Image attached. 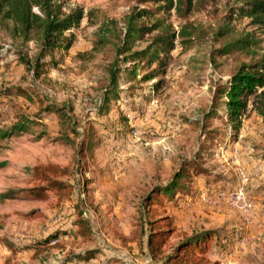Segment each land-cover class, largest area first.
Returning <instances> with one entry per match:
<instances>
[{"label":"rangeland","instance_id":"rangeland-1","mask_svg":"<svg viewBox=\"0 0 264 264\" xmlns=\"http://www.w3.org/2000/svg\"><path fill=\"white\" fill-rule=\"evenodd\" d=\"M57 1L65 12L81 8L83 19L65 33L70 49L55 51L56 64L45 63L37 76L19 61L34 57V43L14 39L0 21V130L29 124L0 138V264H61L65 258L70 264L107 258L109 264H157L141 243V223L151 210L171 219L170 243L202 231L211 236L212 260L264 264V118L249 103L233 130L219 97L238 66L251 59L215 53L226 40L217 36L223 27L256 31L259 55L264 34L248 19H228L236 0H193L184 17L159 13L176 38L164 73L144 82L159 64L130 54L145 51L156 32L124 54L116 52L123 34L111 43L100 44V38L108 26L123 29L132 11L154 5ZM181 30L190 35L177 37ZM112 65L119 100H110L101 114L112 90ZM133 67L135 75H126ZM52 166L63 171L71 193L59 200L45 190L47 198L33 199L38 173H50ZM179 172L173 199L157 194ZM79 215L91 221L89 239L75 235ZM227 232L233 235L226 251L216 253L212 235ZM92 249L98 252L90 254Z\"/></svg>","mask_w":264,"mask_h":264},{"label":"trees","instance_id":"trees-1","mask_svg":"<svg viewBox=\"0 0 264 264\" xmlns=\"http://www.w3.org/2000/svg\"><path fill=\"white\" fill-rule=\"evenodd\" d=\"M149 1L155 8L143 7L131 12L123 22V29L116 31V27H106L100 44L111 43L114 37L118 40L123 34L121 43L117 51L120 54L130 52L134 43L141 41L146 35L155 31L152 36L151 45L145 51H135L130 54L131 58L140 57L145 59L147 64L156 61L160 69H151L149 74L143 77V81L152 80L157 75L164 73L163 67L166 63L165 56L173 49V41L176 38L175 32L170 29L167 23L168 17L159 18L157 14L165 13L169 16L173 10L178 17L189 14L193 7V0H145ZM237 4L229 8L228 19L242 18L249 20V25L264 34V0H236ZM83 19L81 8L64 11L63 4L57 0H0V21L6 26L9 34L14 39H19L24 43L32 42L36 47L33 58H20L19 61L25 66V70L34 75L42 71L41 67L45 63L56 64L54 60L55 51H68L71 46V36H66V31L79 26ZM152 20L149 25L145 21ZM227 23V22H226ZM113 24V22H110ZM106 30V33H105ZM190 35L182 30L177 33V37L183 38ZM218 37L232 36L229 40H224L215 53L221 55L233 54L235 52L245 54L251 60L241 63L232 74L229 85L219 92V97L224 103V112L233 130L240 126L241 117L247 110L250 103L251 109L260 117L264 118V54L259 55L262 50V40L251 32H236L234 27H223L217 33ZM264 46V45H263ZM154 47V49H152ZM49 58L47 61L46 59ZM126 61L128 58H125ZM165 61V62H164ZM136 67L131 68L126 75H135ZM109 82L112 90L105 95L102 109L99 113L107 112V105L110 100L117 99L119 92L117 89V75L114 66L109 70ZM153 84V88L156 87ZM103 103V104H104ZM106 108V109H104ZM106 110V111H104ZM59 112V111H58ZM28 122H16L7 129L0 130V138L9 134L28 129ZM72 133H76L72 130ZM1 148V146H0ZM50 173L39 172L38 179L40 185L33 188L31 197L33 199H45L48 197L45 190H51L61 200L71 193V186L63 181L60 176L63 171L57 167H50ZM183 172L176 173L171 180L163 187L158 188L157 194L163 193L168 199H173V195L178 188V180ZM5 197V194H0ZM147 201L144 207L146 209ZM145 211L148 212L146 209ZM156 210H151L154 214L150 218L142 220V240L147 253L157 264H222L218 259L212 260L208 252L209 234L204 232L194 233L187 237H182L173 243L170 239L175 232L174 225L170 218L155 214ZM81 214V213H80ZM76 226L75 235L84 239H89L92 232V224L88 217L78 216L74 222ZM54 235V234H53ZM233 234H213L216 253L226 251L227 242ZM49 235L45 238L47 241ZM90 254L98 252L97 249L90 250ZM89 256L85 258L87 260ZM72 259L65 258L61 264H70ZM74 263L76 264L75 260ZM107 258L101 264H109Z\"/></svg>","mask_w":264,"mask_h":264},{"label":"crops","instance_id":"crops-1","mask_svg":"<svg viewBox=\"0 0 264 264\" xmlns=\"http://www.w3.org/2000/svg\"><path fill=\"white\" fill-rule=\"evenodd\" d=\"M227 256H228V255H226L224 258H225V259L228 258ZM223 261H224V260H223Z\"/></svg>","mask_w":264,"mask_h":264},{"label":"built area","instance_id":"built-area-1","mask_svg":"<svg viewBox=\"0 0 264 264\" xmlns=\"http://www.w3.org/2000/svg\"><path fill=\"white\" fill-rule=\"evenodd\" d=\"M240 193V192H239Z\"/></svg>","mask_w":264,"mask_h":264}]
</instances>
